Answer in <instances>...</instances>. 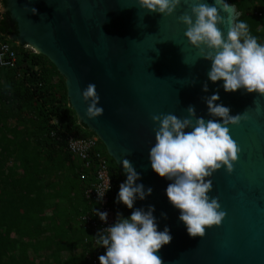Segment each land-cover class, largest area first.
<instances>
[{"label": "water", "instance_id": "1", "mask_svg": "<svg viewBox=\"0 0 264 264\" xmlns=\"http://www.w3.org/2000/svg\"><path fill=\"white\" fill-rule=\"evenodd\" d=\"M191 3L182 0L166 17L141 9L137 0H5L3 11L15 24L9 38L45 56L63 76L70 107L104 145L122 183L127 159L141 175L138 183L153 189L131 212L154 205L158 230L170 229L171 242L156 253L162 264H264V94L226 93L222 81H208L210 62L189 44L178 21ZM229 5L234 22L239 12ZM218 27L227 34L228 25ZM89 84L103 109L96 118L86 115L82 98ZM217 92L230 115L247 119L229 126L240 149L233 171L221 168L209 178V195L218 198L226 216L203 237L192 238L165 195L170 181L151 170L148 153L157 127L151 117L183 119L194 106L197 117L211 119L206 98Z\"/></svg>", "mask_w": 264, "mask_h": 264}, {"label": "clouds", "instance_id": "2", "mask_svg": "<svg viewBox=\"0 0 264 264\" xmlns=\"http://www.w3.org/2000/svg\"><path fill=\"white\" fill-rule=\"evenodd\" d=\"M181 2L137 0L141 9L165 17L172 15ZM232 7L227 0H213L211 4L192 0L190 13L179 16L178 21L186 26L184 36L189 44L200 58L210 62L208 81H222L226 93L243 90L264 94V44L250 34L245 22L231 20ZM3 9L0 5L2 13ZM32 11L36 13V9ZM221 25H228L227 34L218 27ZM202 90L208 91L207 83ZM82 98L89 118L102 115L94 85L87 86ZM219 99L218 92L206 98L208 115L212 117L208 120L197 117L194 106L188 107V115L183 119L174 114L151 117L157 125L153 129L155 142L148 153L151 170L170 181L165 195L169 204L179 211L178 219L192 238L203 237L207 228L219 226L226 216L218 198L209 195L213 190L209 178L221 168L229 174L233 171L240 149L229 134V126L247 119L241 114L230 115V109L218 103ZM122 168L126 180L120 184L115 202L131 210L138 200L151 196L153 189L138 183L141 175L129 160L122 162ZM106 193H97L98 200L103 201ZM154 212L155 206L148 205L147 209L136 208L126 218L118 214L116 222L96 236V244L106 249L98 257L99 264H162L156 253L171 242L172 236L167 226L163 231L158 230ZM95 213L100 221L107 222V212L96 208ZM161 216L167 219L166 213Z\"/></svg>", "mask_w": 264, "mask_h": 264}, {"label": "trees", "instance_id": "3", "mask_svg": "<svg viewBox=\"0 0 264 264\" xmlns=\"http://www.w3.org/2000/svg\"><path fill=\"white\" fill-rule=\"evenodd\" d=\"M227 2L239 12L235 21L245 22L264 44V0ZM11 22L0 11V39L12 46L17 61L12 68L0 66V264H86L81 245L90 231L79 217L96 205L84 198V169L68 151L67 137L95 134L78 121L55 66L9 39L15 33ZM97 149L107 161L116 222L118 214L131 215L115 202L123 175L100 140ZM101 249L99 256L106 252Z\"/></svg>", "mask_w": 264, "mask_h": 264}, {"label": "built area", "instance_id": "4", "mask_svg": "<svg viewBox=\"0 0 264 264\" xmlns=\"http://www.w3.org/2000/svg\"><path fill=\"white\" fill-rule=\"evenodd\" d=\"M16 62L15 50L6 40L1 38L0 66L12 68L16 66ZM98 143L99 139L95 135L87 138H74L72 135L67 137L68 151L78 161L81 170L84 169L79 174L80 180L85 181L82 190L84 198L88 203L96 205L91 212L79 217L84 227L90 231L89 235L83 237L81 245L86 264H99L98 257L102 249L96 244V236L115 223L114 213L110 206L109 191H107L109 186L111 189L109 169L105 157L97 149ZM97 193H106L103 201L98 200ZM96 208L108 213L106 223L100 221L96 216Z\"/></svg>", "mask_w": 264, "mask_h": 264}, {"label": "rangeland", "instance_id": "5", "mask_svg": "<svg viewBox=\"0 0 264 264\" xmlns=\"http://www.w3.org/2000/svg\"><path fill=\"white\" fill-rule=\"evenodd\" d=\"M62 255H63V258H64V259H67L68 256H69V253H64V254H62Z\"/></svg>", "mask_w": 264, "mask_h": 264}, {"label": "flooded vegetation", "instance_id": "6", "mask_svg": "<svg viewBox=\"0 0 264 264\" xmlns=\"http://www.w3.org/2000/svg\"><path fill=\"white\" fill-rule=\"evenodd\" d=\"M9 26L13 28V23L11 22V23L9 24Z\"/></svg>", "mask_w": 264, "mask_h": 264}, {"label": "crops", "instance_id": "7", "mask_svg": "<svg viewBox=\"0 0 264 264\" xmlns=\"http://www.w3.org/2000/svg\"><path fill=\"white\" fill-rule=\"evenodd\" d=\"M50 213V211L47 213V215Z\"/></svg>", "mask_w": 264, "mask_h": 264}]
</instances>
